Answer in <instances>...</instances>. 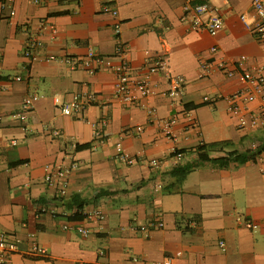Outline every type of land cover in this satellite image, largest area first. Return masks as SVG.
Here are the masks:
<instances>
[{
    "label": "crops",
    "instance_id": "0c3cea01",
    "mask_svg": "<svg viewBox=\"0 0 264 264\" xmlns=\"http://www.w3.org/2000/svg\"><path fill=\"white\" fill-rule=\"evenodd\" d=\"M108 1L117 16L102 12ZM252 2L209 0L224 22L217 37L183 23L184 0H14L12 9L3 10L0 5V232L20 241L9 264H163L168 258L171 264H264V128L239 129L228 111V98L249 89L240 76L216 72L200 78L206 61L232 65L245 57L248 69L262 64L264 41L241 20H256ZM31 37L43 46L27 60L23 52ZM120 45L133 76L158 58L166 61V73L152 76L156 95L143 108L114 99L116 75L105 63L95 74L80 67L89 50L118 65ZM169 75L184 79L181 97H168ZM32 94L40 99L23 124L14 116ZM86 94L98 101L83 120L64 116L55 103ZM147 108L156 110L158 121ZM103 117L108 124L98 139L94 125ZM171 118L175 140L164 133ZM136 127L142 132L126 133ZM208 128L217 130L214 136ZM218 142L232 143L225 152L249 153L247 162L227 168L199 163L196 148ZM118 144L140 157L139 163L118 159ZM154 159L157 167L150 166ZM72 162L76 168L60 195L46 185L45 168ZM184 165L197 167L179 184L171 172ZM95 210L104 214L103 222L88 220ZM247 221L256 228L246 227ZM158 222L160 230H136ZM76 225L88 228L90 236L62 230ZM33 244L48 256L30 254Z\"/></svg>",
    "mask_w": 264,
    "mask_h": 264
},
{
    "label": "built area",
    "instance_id": "2783aa9c",
    "mask_svg": "<svg viewBox=\"0 0 264 264\" xmlns=\"http://www.w3.org/2000/svg\"><path fill=\"white\" fill-rule=\"evenodd\" d=\"M35 3H39V0H34ZM14 0H2L0 5L1 9H12ZM184 15L182 21L192 31H206L211 37H217L222 31L224 22L220 12L212 7L209 0H184ZM252 9L255 14L256 20L253 23L247 24L244 16L241 20L244 22L249 32L258 41H264V0H253ZM102 12L117 16L118 12L113 8L112 2H105L102 6ZM41 28L47 27V25L40 24ZM119 26L115 27V34L119 36ZM43 43L37 37H31L26 50L23 52V57L27 60L32 59L35 56V51L42 48ZM217 48L213 47L210 50L211 54H215ZM116 56L119 59V63L116 66H111V63L106 60L100 54L89 50L84 58L80 62V67L90 74H95L105 63L108 67H111L116 75V81L114 84L113 97L123 107L140 106L144 107L143 101L154 97L156 95V86L152 84V76L161 73H166L167 65L166 61L162 58L156 59L150 64L147 70L139 76H133L131 74V68L124 48L120 45L117 48ZM245 57H241L236 62L231 64L223 61L215 62H202L200 64V78H209L214 73H222L227 78H234L237 75L241 77V80L248 84L246 91L238 90L228 98L229 107L228 111L231 115L237 118V127L239 129L246 128H264V60L261 65L255 66L251 69L245 67ZM72 67V61L67 60ZM168 78V97L175 99L181 97L183 94L185 82L181 77L167 76ZM15 81H22L21 77L15 78ZM40 99L38 94H32L27 96L22 103L21 110L14 116L21 123H25L28 116L33 109L34 104ZM98 101L94 94L75 95L72 100L66 103H61L59 99H55V103L58 106L60 112L64 116H72L77 120H83L87 110L92 107ZM204 103H210V98L204 97ZM255 105L256 108L252 106ZM147 114L153 122H156V110L154 108H147ZM175 123V118H171L164 124L165 136L171 140H175V136L172 134V126ZM108 124L106 117L101 118L95 125V136L98 139L102 138V129ZM194 125V123L192 124ZM142 132V127H136L135 129L127 130L128 135L133 133ZM17 142L13 141V145ZM116 155L123 163L128 166L138 164L140 157L130 156L127 154L122 146L118 144L116 146ZM159 161L154 159L150 161V166L157 167ZM76 168L75 163H71L68 168L47 166L45 168V183L49 188H55L60 195H65L68 187V178L70 172ZM105 219L104 214L100 210H95L88 215L89 221H95L97 223L103 222ZM245 226L251 229H255L256 225L247 221ZM163 227L161 222L151 223L148 226H141L136 230L146 231L148 229L160 230ZM62 230L65 232H75L83 238L90 236L91 232L88 228L81 225L73 227L63 226ZM19 240L16 236L8 234L6 232H0V264H9L11 258L18 252ZM222 244V243H221ZM30 254L40 258H46L48 256L47 251L44 248L33 244L30 249ZM103 254V253H102ZM172 259H166L163 264H171Z\"/></svg>",
    "mask_w": 264,
    "mask_h": 264
},
{
    "label": "trees",
    "instance_id": "16d2710c",
    "mask_svg": "<svg viewBox=\"0 0 264 264\" xmlns=\"http://www.w3.org/2000/svg\"><path fill=\"white\" fill-rule=\"evenodd\" d=\"M88 146H81L78 149H84ZM90 147V146H89ZM232 147L230 142H218L212 144H205L196 148L198 153L199 163H210L219 168H227L231 163H245L249 158V153L241 154L236 151L225 152L226 149ZM212 153H224V157L212 158ZM197 167V165H184L176 167L172 170L171 175L177 177L180 183Z\"/></svg>",
    "mask_w": 264,
    "mask_h": 264
},
{
    "label": "rangeland",
    "instance_id": "374dc122",
    "mask_svg": "<svg viewBox=\"0 0 264 264\" xmlns=\"http://www.w3.org/2000/svg\"><path fill=\"white\" fill-rule=\"evenodd\" d=\"M206 132L208 133H210L212 136H214L215 135V132H217V130H214V129H206Z\"/></svg>",
    "mask_w": 264,
    "mask_h": 264
}]
</instances>
